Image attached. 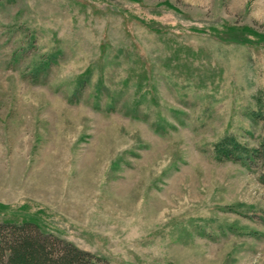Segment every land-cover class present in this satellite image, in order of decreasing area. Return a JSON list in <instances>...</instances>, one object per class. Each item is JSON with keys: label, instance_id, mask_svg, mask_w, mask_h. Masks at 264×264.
<instances>
[{"label": "rangeland", "instance_id": "1", "mask_svg": "<svg viewBox=\"0 0 264 264\" xmlns=\"http://www.w3.org/2000/svg\"><path fill=\"white\" fill-rule=\"evenodd\" d=\"M263 135L264 0H0L1 223L107 264H264Z\"/></svg>", "mask_w": 264, "mask_h": 264}, {"label": "trees", "instance_id": "2", "mask_svg": "<svg viewBox=\"0 0 264 264\" xmlns=\"http://www.w3.org/2000/svg\"><path fill=\"white\" fill-rule=\"evenodd\" d=\"M231 142L223 140L220 153L227 159L237 160ZM231 150L229 152L228 149ZM235 148H241L236 145ZM245 148V147H244ZM246 163H260L264 171V135L258 148L245 150ZM0 264H107L88 252L65 243L59 238L43 233L33 222L23 224L0 222Z\"/></svg>", "mask_w": 264, "mask_h": 264}]
</instances>
